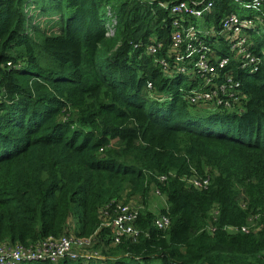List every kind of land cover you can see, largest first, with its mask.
<instances>
[{"label":"trees","instance_id":"trees-1","mask_svg":"<svg viewBox=\"0 0 264 264\" xmlns=\"http://www.w3.org/2000/svg\"><path fill=\"white\" fill-rule=\"evenodd\" d=\"M156 1L0 0V241L58 235L70 217L100 252L16 264H264V60L250 72L228 65L240 110L187 102L178 87L195 80L156 60L170 17ZM228 2L213 0V17L235 10ZM30 3L59 27L43 31ZM252 48L261 55L264 39ZM192 172L208 175L205 188L184 184ZM149 185L169 223L138 209L137 236L110 244L103 206L123 195L144 204Z\"/></svg>","mask_w":264,"mask_h":264},{"label":"built area","instance_id":"built-area-1","mask_svg":"<svg viewBox=\"0 0 264 264\" xmlns=\"http://www.w3.org/2000/svg\"><path fill=\"white\" fill-rule=\"evenodd\" d=\"M141 1L151 3L154 0ZM194 3L189 4L187 0L156 1L157 6L166 9L170 14L169 43L156 60L163 71L169 74L180 73L187 80H195L192 85L186 83L188 87L186 90H180L187 102L211 104L238 111L246 96L234 78L233 68L228 65L231 60H237L240 67L250 72L261 61L264 50L260 49L259 55L254 52L252 44L254 36L264 31V0H248L247 4L255 11L245 16H239L232 9H223L218 16L213 17V0ZM106 13L109 19L105 24L104 34L111 32L115 26V18L108 6ZM194 18H204L206 21L204 27L196 26ZM214 39L222 40L224 45L222 52H218L213 46ZM160 47L159 41H152L146 45V50L155 54ZM147 85L150 86V83L147 82ZM163 178V175L159 176V179ZM182 180L185 185L200 189L206 187L209 177L206 173L198 175L192 172L182 176ZM137 211L138 209L130 206L122 196L110 199L103 206L101 214L104 223L110 227L112 244L117 243L123 236L130 238L137 236L134 225ZM168 223L169 218L165 214H158L152 220V224L157 228H164ZM240 230L244 231L246 227L241 226ZM85 238L75 237L72 233L68 235L62 231L58 235H46L27 244L2 240L0 264H16L26 259H41L55 263L64 258L96 256L98 253L94 249H87L84 252L76 250L73 243Z\"/></svg>","mask_w":264,"mask_h":264},{"label":"rangeland","instance_id":"rangeland-1","mask_svg":"<svg viewBox=\"0 0 264 264\" xmlns=\"http://www.w3.org/2000/svg\"><path fill=\"white\" fill-rule=\"evenodd\" d=\"M31 2V1H30ZM35 3H30L29 5H27V9H28V12L32 14V17H34V21L38 22V26L43 29V31L45 32H54L55 29H57L59 27V17H58V14L57 13H53V12H39V7L36 5V7H34ZM198 20H196L197 22ZM211 22V21H210ZM115 27V26H114ZM113 27V28H114ZM115 29V28H114ZM114 29L111 31V32H108V34H104L107 35V36H111L114 31ZM261 38L264 37V31L262 30L261 32ZM262 60H264V54H262V57H261ZM148 86V85H147ZM188 87H187V84L185 85H180L178 87V90H186ZM181 92V91H180ZM182 94V92H181ZM203 105V104H202ZM200 105V106H202ZM203 106H208V105H203ZM125 196L123 195L122 198H124ZM164 194L153 189V187L151 185H149V190H148V193H147V196H146V200H145V203L143 204L142 201H141V198L138 196V195H132L130 197H128L127 199H124V201H127V203L134 207V208H137L139 210H141L142 208H146L148 210H150L155 216L158 215V211L159 209L162 207L163 203H164ZM102 217V216H101ZM70 220V217L67 218V222ZM67 222H66V225L67 226ZM249 224L250 225H253L254 222H253V219H249ZM64 233L66 234H70L67 230H64ZM95 242V239H93V237L91 238H85V239H81L79 241H76L75 243H73V245H75V248L76 250H79L81 252H84V250H87V249H94L97 251L98 254H100V252L93 248V243ZM110 244H112L110 242ZM77 258H84V257H75L73 258L72 260L74 259H77Z\"/></svg>","mask_w":264,"mask_h":264},{"label":"crops","instance_id":"crops-1","mask_svg":"<svg viewBox=\"0 0 264 264\" xmlns=\"http://www.w3.org/2000/svg\"><path fill=\"white\" fill-rule=\"evenodd\" d=\"M248 0H229L228 3L231 4V6H233L235 8V10H233L234 12H236L239 16H245V15H251L254 13V9L249 6L247 4ZM212 12V11H211ZM212 16V15H210ZM196 20H198L196 22ZM193 22L196 24V26H198L199 28H203V24H205V20L203 19H198V18H194ZM258 37L261 38V33L259 32ZM215 42H212L213 46L217 49L218 52H222L224 45L222 43V40L220 39H214ZM164 205V203H163ZM162 205V206H163ZM72 226H73V219L70 218V220L67 222V226H64L63 230H67L69 233H71L72 230Z\"/></svg>","mask_w":264,"mask_h":264}]
</instances>
